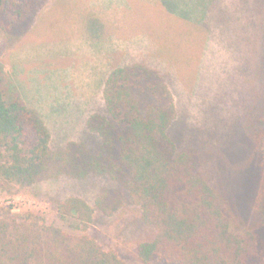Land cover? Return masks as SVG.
<instances>
[{
	"label": "rangeland",
	"instance_id": "374dc122",
	"mask_svg": "<svg viewBox=\"0 0 264 264\" xmlns=\"http://www.w3.org/2000/svg\"><path fill=\"white\" fill-rule=\"evenodd\" d=\"M58 1L44 0L14 32L0 30L4 83L40 114L52 148L71 141L93 150L100 145L87 121L106 112L100 91L109 71L134 63L158 69L176 103L170 134L177 146L200 157L203 176L227 201L237 230L264 241V0H132L133 10L122 16L92 7L107 24L112 53L100 43L80 41L70 21L54 19L70 2ZM45 13L49 18L41 20ZM116 189L104 176L63 177L36 190L0 188V206L38 214L78 235L85 232L74 229L76 222L57 217V203L79 196L94 204ZM125 203L112 216L97 211L86 233L125 264H178L139 256V246L156 232L137 206L127 198Z\"/></svg>",
	"mask_w": 264,
	"mask_h": 264
},
{
	"label": "trees",
	"instance_id": "16d2710c",
	"mask_svg": "<svg viewBox=\"0 0 264 264\" xmlns=\"http://www.w3.org/2000/svg\"><path fill=\"white\" fill-rule=\"evenodd\" d=\"M43 2L0 0V30L14 32ZM85 20L88 39L111 48L103 21L93 14ZM3 77L0 71V188L36 190L63 177L104 176L119 189L105 191L94 204L79 196L57 203V217L76 222L74 229L85 232L78 235L47 224L38 214L0 206V264H125L86 231L97 211L112 216L126 198L156 232L139 246L145 261L264 264V241L237 230L227 201L203 176L200 157L181 150L171 136L177 108L158 69L134 63L105 75L100 94L106 112L87 121L101 140L94 150L76 141L53 149L40 114Z\"/></svg>",
	"mask_w": 264,
	"mask_h": 264
},
{
	"label": "crops",
	"instance_id": "0c3cea01",
	"mask_svg": "<svg viewBox=\"0 0 264 264\" xmlns=\"http://www.w3.org/2000/svg\"><path fill=\"white\" fill-rule=\"evenodd\" d=\"M85 0H70V2L65 3V8H61L60 10H62L61 13H56V11L53 13V18L54 19H58L61 21H70L73 26L76 29V33L79 35L78 38L80 39V41H89L87 34L85 32V18L89 15V14H93L96 15L98 18H100L103 21V18L100 17L97 13H95V10H93L92 7H101V9H103L102 11L97 10L99 12H103L105 10H117L116 12H119L122 16L123 12L125 10L128 11H132L134 4L132 2V0H95L92 2L95 3H85ZM107 4V7H104L103 5ZM55 6H61L60 4H54ZM100 5V6H99ZM63 7V6H62ZM92 8V9H91ZM66 11H69L70 13H65ZM66 14V15H63ZM41 20H44L47 18H49L48 14H42V16L40 17ZM40 20V19H39ZM105 27H107V24L105 22H103ZM109 52H113L116 51L114 47L112 48H108L107 49Z\"/></svg>",
	"mask_w": 264,
	"mask_h": 264
}]
</instances>
